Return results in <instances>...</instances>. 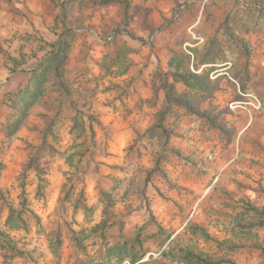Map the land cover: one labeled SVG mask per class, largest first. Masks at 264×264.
Masks as SVG:
<instances>
[{
	"label": "rangeland",
	"instance_id": "1",
	"mask_svg": "<svg viewBox=\"0 0 264 264\" xmlns=\"http://www.w3.org/2000/svg\"><path fill=\"white\" fill-rule=\"evenodd\" d=\"M240 1L251 0H132L126 19L121 4L104 0H0V190L7 202L0 197V230L8 245L0 246V264L98 260L102 239L94 229L105 222L110 245L120 230L128 246L140 234L137 264H188L174 259L188 246L226 256L220 242L241 236L233 226L243 200L264 206V18L243 15ZM65 28L73 37L62 96L50 53L68 39L59 43ZM177 67L201 74L199 85L176 81ZM163 79L231 133L208 135L182 107L167 119L170 145L191 162L171 155L148 184L161 231L138 207L143 170L159 150L156 136L142 134L163 107ZM103 190L114 201L109 213ZM80 199L93 208L90 217L77 207ZM257 235L264 240V229ZM228 256L261 263L253 249Z\"/></svg>",
	"mask_w": 264,
	"mask_h": 264
},
{
	"label": "trees",
	"instance_id": "2",
	"mask_svg": "<svg viewBox=\"0 0 264 264\" xmlns=\"http://www.w3.org/2000/svg\"><path fill=\"white\" fill-rule=\"evenodd\" d=\"M104 2L121 4L125 11V18L128 19L129 9L132 0H104ZM240 3L246 8V12H244L243 15L249 14L251 16H256L258 18L257 20L259 21L263 20L264 0H251L247 2L240 1ZM60 15L62 21L64 22V4L60 5ZM64 35H67L68 39L60 43ZM60 36V44H52L53 49L51 50L50 57L51 61L54 63V65L52 66L54 86L57 88L58 91H61L63 93V96L69 93L67 83L64 78V66L67 63L68 49L71 45L73 34L70 29L65 28V31ZM245 51L247 53V56L249 57L250 49L245 47ZM0 52H3L1 46ZM193 53L194 59L198 60L199 64H203L206 61L205 56L200 55L198 50H195ZM179 57H181L183 61H187L188 63L191 62V54L182 52ZM222 62L224 61L218 63ZM179 67L174 70H171L173 78L176 81H181L187 86L199 85V78H201V74L192 71L190 68L181 69ZM160 88H162L165 93L163 107L157 112L156 122L152 126L146 128L142 134V137L156 136L159 143V150L155 155L153 166L143 170V173L145 174V180L144 186L141 189V204L138 208L145 209L149 214L150 219L154 222L157 228L163 231V227L157 221V218L151 207V200L147 196L148 184L151 182V178L155 173L163 171L161 165L163 162L167 161L171 155H174L177 158H182L186 160L187 163L191 162L188 157L183 155L180 149L170 145V133L172 132V130L167 124V119L170 116H174L176 114V107H182L185 109V112L187 114H190L192 117H196L197 121L201 122L202 127L206 129L208 135L210 134V132H215L220 135H225L226 137H229L231 129L226 128L222 124L215 121L214 115L210 111L198 109V107L192 103V101L189 97H187L186 94L178 93L176 91V88L173 83L163 79ZM259 189L264 194V187L261 186ZM0 197L5 203H7L5 201V196L2 190H0ZM101 198L105 202V213H109V208L114 205L111 193L108 190H103L101 192ZM7 206L10 210V214L8 216V220L10 221L13 218V214H15V209L10 204H8ZM23 206L24 208L26 207V198L23 199ZM77 207L83 209L86 214V217L91 216L93 208L86 204L83 199H80L78 201ZM242 208L243 209L239 214V217H237L234 222L233 229L236 231V233L240 234L241 236L253 235V240L251 242H243L240 238L241 236H239V239L237 241L232 239L222 241L220 242V244L226 256L223 255L220 257H211L204 255L198 249L192 248L190 246L182 247L174 255V259L188 264H239L233 257L228 256V254L232 255L244 249H253L259 251L261 257L260 264H264V240H261L257 235L259 231L264 229V206L256 205L252 201L245 199L243 200ZM23 210L24 209L18 211L17 214L19 215V218L21 217L20 214ZM108 227L109 225H107L105 222L96 226L94 229L96 234H98V236L102 239V248L100 250L102 257L98 260L90 259L88 263L84 261H79V263L77 264H122L125 260H128V263L126 264H137V262L141 259V255L139 254V252H135L133 249L136 244L140 246L142 244L140 234H137V236L134 238V242L131 243L130 246H128L129 240L123 235L122 231L120 230L119 241L110 245L108 243L106 235ZM72 232V241L74 242L76 249L86 254L87 252L85 245L83 244V239L76 231ZM202 232L205 234V236H209V234L205 230H202ZM5 238V232L0 230V246L2 248L8 247L7 243L4 242ZM52 246L55 252L59 250L61 246V237L59 234H57L53 238Z\"/></svg>",
	"mask_w": 264,
	"mask_h": 264
},
{
	"label": "crops",
	"instance_id": "3",
	"mask_svg": "<svg viewBox=\"0 0 264 264\" xmlns=\"http://www.w3.org/2000/svg\"><path fill=\"white\" fill-rule=\"evenodd\" d=\"M155 122H156V119H155L154 123H155ZM154 123L150 124L148 127L152 126ZM148 127H146V128H148ZM146 128H145V129H146ZM145 129H144V131H145ZM144 131H143V132H144ZM171 133H172V132H171ZM171 133H170V135H171ZM2 137H3V136L0 135V139H1ZM205 139H207V141H211V140H212V137L210 138L209 136H206Z\"/></svg>",
	"mask_w": 264,
	"mask_h": 264
}]
</instances>
